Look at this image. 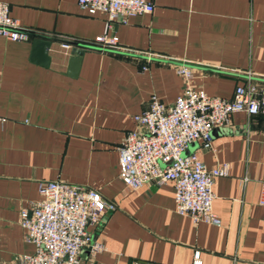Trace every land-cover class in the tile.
Wrapping results in <instances>:
<instances>
[{"label":"crops","instance_id":"1","mask_svg":"<svg viewBox=\"0 0 264 264\" xmlns=\"http://www.w3.org/2000/svg\"><path fill=\"white\" fill-rule=\"evenodd\" d=\"M0 2L32 38L51 41L43 67L30 61L31 40L0 37V264L34 252L20 212L39 199L38 183L55 180L114 205L89 228L104 251L82 249L79 264H192L196 252L200 264H264L263 115L234 113L228 127L211 130L212 150L196 141L184 153H197L207 169L228 165L212 185L218 227L177 215L170 182L127 192L117 166V147L137 128L133 116L151 96L167 106L181 94L179 66L211 97L264 83V0H154L149 14L112 23L120 51L93 43L104 17L76 0ZM73 46L83 54L70 78Z\"/></svg>","mask_w":264,"mask_h":264},{"label":"built area","instance_id":"2","mask_svg":"<svg viewBox=\"0 0 264 264\" xmlns=\"http://www.w3.org/2000/svg\"><path fill=\"white\" fill-rule=\"evenodd\" d=\"M78 9L87 15L101 14L105 26L93 43L101 50L120 51L115 36L109 35L113 22L125 23L133 16L149 14L154 0H76ZM0 37L10 42H29L32 36L10 16L9 6L0 2ZM65 49L67 45H62ZM144 70V68H141ZM176 74L184 88L172 104L163 105L151 96L147 108L133 116L137 128L129 131L117 147L118 178L127 192H135L152 182L173 185L174 212L191 223L218 227L212 212V185L216 178L228 175V165L207 169L195 152L184 154L188 145L199 142L203 151L212 150L210 132L226 128L234 113L264 116V83L246 82L234 88L230 98L207 96L189 86L190 73L179 66ZM39 199L19 216L24 241L33 245L30 255L13 257L8 264H79L80 252L104 251L92 241L90 227L100 217L114 210L93 190L62 181L40 182ZM259 206H264V180ZM192 264H200L198 253Z\"/></svg>","mask_w":264,"mask_h":264},{"label":"water","instance_id":"3","mask_svg":"<svg viewBox=\"0 0 264 264\" xmlns=\"http://www.w3.org/2000/svg\"><path fill=\"white\" fill-rule=\"evenodd\" d=\"M51 46V41L45 38L34 37L30 44V61L40 66L46 67L49 63L47 56L48 49ZM83 54V48L73 46L69 51L67 59L65 75L74 78L77 75L80 60Z\"/></svg>","mask_w":264,"mask_h":264}]
</instances>
